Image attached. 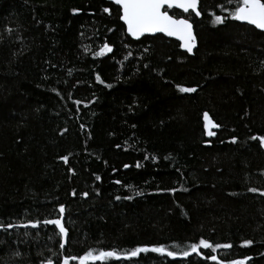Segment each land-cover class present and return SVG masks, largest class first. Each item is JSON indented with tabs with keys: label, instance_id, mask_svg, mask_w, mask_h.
Listing matches in <instances>:
<instances>
[{
	"label": "trees",
	"instance_id": "1",
	"mask_svg": "<svg viewBox=\"0 0 264 264\" xmlns=\"http://www.w3.org/2000/svg\"><path fill=\"white\" fill-rule=\"evenodd\" d=\"M234 4L200 0V17L167 9L193 23L190 56L163 35L131 39L107 0H0V222L56 218L64 204L68 230L61 249L53 225L0 229V264L179 252L200 238L233 247L89 264H264V195L248 191H264V148L251 139L264 136V33L232 19ZM104 42L112 51L93 56ZM205 111L221 125L211 137Z\"/></svg>",
	"mask_w": 264,
	"mask_h": 264
},
{
	"label": "snow or ice",
	"instance_id": "2",
	"mask_svg": "<svg viewBox=\"0 0 264 264\" xmlns=\"http://www.w3.org/2000/svg\"><path fill=\"white\" fill-rule=\"evenodd\" d=\"M113 2L119 6V19L124 22L126 25L127 33L134 37L139 38L145 33H164L167 36L177 37L180 41V47L186 49L188 52H191L193 47L196 44V37L193 34L192 24L182 15H170L167 9L178 8L181 9L183 13L191 12L195 13L197 17L201 15V10L198 5L200 0H113ZM229 3H232V0H229ZM225 11H229L227 8ZM73 13L79 11V9H72ZM103 11L108 13L109 8H104ZM229 16L237 21L246 22L249 25L255 26V28L264 30V0H235V4L231 11H229ZM225 18L220 15H213L212 23L221 24L224 23ZM11 31V29H8ZM83 35V34H82ZM85 52H88L90 49L85 47ZM112 51V46L108 42H104L98 51H93L92 55L99 57L104 56L106 53ZM145 67H148L147 65ZM97 81L104 83L101 80L99 75L96 76ZM111 87V85H108ZM179 92H195L196 88L185 87L182 85H176ZM53 91H56L53 89ZM75 103L80 104L82 101H75ZM83 128L84 126L81 125ZM203 127L205 135L211 137L215 135V132L212 131L213 128H219L221 125L215 123L209 113L205 111L203 113ZM253 140H259L261 147H264V136H253ZM232 142H236V137H232ZM71 155V154H69ZM60 159L65 163H68L69 156H61ZM145 159H148L146 156ZM125 168H128L129 165L125 164ZM137 167H140V164H137ZM72 171V169H69ZM97 180L100 179L99 176L96 177ZM115 183L120 184L121 181L117 180ZM127 187L132 188V185H127ZM170 191H175V189H170ZM250 192H260L261 195H264V191L258 188H249ZM73 195H75V190H73ZM142 193L137 192L136 195H141ZM82 196L87 197L88 193H81ZM127 199H132L131 196L126 197ZM120 199V197H117ZM56 218L44 219L43 221H33L28 220L26 224L14 225L12 223H3L0 222V229H11L14 227H31L37 228L41 223L43 225H53L58 229V236L60 238V248L64 249L66 243V237L68 236V230L63 223V217L65 213V205L59 204L58 208L54 210ZM27 235V233H25ZM51 239V237H50ZM3 241H0L2 244ZM253 241L245 240L243 241V246L251 245ZM233 245L225 243H213L208 239L200 238L198 242L190 243L186 249L179 252L169 250L165 245H154V246H138L131 249L125 253H118L115 249L112 250H93L88 249L82 255L79 256H63V258L58 262V264H70V261H78V264H89V262L95 261H107L109 259H131L137 257L140 253L146 252H155L162 255L166 254L168 257H189L190 254L196 253L197 255H202L200 249H210L212 253H216L217 249L229 250ZM14 256H20L21 253L16 251L13 253ZM208 260L214 261L215 264H246V261L250 260V257L243 258H218L217 255L212 254L206 257ZM40 264H54V261L51 257L41 260Z\"/></svg>",
	"mask_w": 264,
	"mask_h": 264
},
{
	"label": "water",
	"instance_id": "3",
	"mask_svg": "<svg viewBox=\"0 0 264 264\" xmlns=\"http://www.w3.org/2000/svg\"><path fill=\"white\" fill-rule=\"evenodd\" d=\"M107 1L110 2V3H112V4H114L115 6H118V5H116V4L113 2V0H107ZM118 7H119V6H118ZM198 7H199V5H198ZM166 9H167V8H165V10H166ZM173 9H177V10L182 11L181 9H178V8H175V7H174ZM190 11H191V10H190ZM194 14H195V13H194ZM199 17H200V16H199ZM120 21H121V20H120ZM121 22H122L123 25L125 26V31H126V25L124 24L123 21H121ZM238 22H240L241 24L249 25V24H247L246 22H241V21H238ZM190 23H191L192 26H193V23H192L191 21H190ZM249 26H252V27L255 28V26H253V25H249ZM255 29L264 33V30H260V29H257V28H255ZM192 30H193V34H194L195 37H196L195 30H194V26L192 27ZM126 34H127L131 39H133V40H138V39L142 38L143 36L163 35V36H165L166 38H170V39H173V40L177 41V42L179 43V45L181 44V41H180L177 37H174V36H167L166 34H164V33H159V32H158V33H145V34H143L142 36H140L139 38H134V37L130 36V35L127 33V31H126ZM197 44H198V42H197V37H196V44H195V46L193 47V49H192L191 52H188L186 49H183V48H181V47H180V49H181L183 52H186L188 55L192 56V55L194 54V51H195L196 47H197ZM215 129H217V128H215Z\"/></svg>",
	"mask_w": 264,
	"mask_h": 264
},
{
	"label": "bare ground",
	"instance_id": "4",
	"mask_svg": "<svg viewBox=\"0 0 264 264\" xmlns=\"http://www.w3.org/2000/svg\"><path fill=\"white\" fill-rule=\"evenodd\" d=\"M167 10V9H166ZM193 13V12H192ZM190 21V20H189ZM264 148V147H263Z\"/></svg>",
	"mask_w": 264,
	"mask_h": 264
}]
</instances>
